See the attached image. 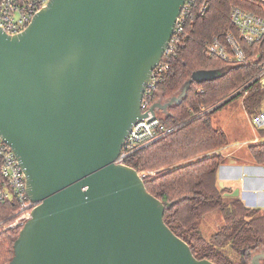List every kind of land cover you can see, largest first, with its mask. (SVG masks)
<instances>
[{
    "label": "water",
    "instance_id": "obj_1",
    "mask_svg": "<svg viewBox=\"0 0 264 264\" xmlns=\"http://www.w3.org/2000/svg\"><path fill=\"white\" fill-rule=\"evenodd\" d=\"M185 4L52 0L23 33L0 29V135L38 205L9 264H214L194 257L166 225V205L117 163L133 126L149 118L146 87ZM191 84L153 105L152 120ZM262 261L264 252L251 264Z\"/></svg>",
    "mask_w": 264,
    "mask_h": 264
},
{
    "label": "trees",
    "instance_id": "obj_2",
    "mask_svg": "<svg viewBox=\"0 0 264 264\" xmlns=\"http://www.w3.org/2000/svg\"><path fill=\"white\" fill-rule=\"evenodd\" d=\"M233 6L264 17L262 0H210L206 14L189 20L183 45L171 58L170 69L150 102L151 106L168 103L192 82L180 103L167 113L157 112L166 128L176 130L135 152L124 163L136 170L147 191L166 205V225L190 247L194 257L214 264H251L254 256L264 252V210L248 208L240 199L225 196L228 190L220 188L217 177L227 161L221 154L172 167L228 145L225 131L213 124L218 110L238 99L244 100L252 117L264 109V84L255 80L264 63V39L254 46L244 45L247 62L242 65L205 53L207 42L235 32L230 18ZM199 72H218L219 77L193 80ZM259 134L264 136V130ZM248 152L255 164L264 165V143L249 146ZM18 211L14 202L0 203V264L12 260L14 242L28 218L17 215ZM214 211L220 212L223 226L206 239L202 223ZM228 248L238 260L226 254Z\"/></svg>",
    "mask_w": 264,
    "mask_h": 264
},
{
    "label": "built area",
    "instance_id": "obj_3",
    "mask_svg": "<svg viewBox=\"0 0 264 264\" xmlns=\"http://www.w3.org/2000/svg\"><path fill=\"white\" fill-rule=\"evenodd\" d=\"M51 1L0 0V29L11 36L23 33L34 17ZM209 5L210 0H186L181 16L177 20L174 36L146 87L142 111L149 113V118L138 121L133 126L117 163L124 164L125 160L135 152L176 130L175 128H166L158 116L152 120L150 102L157 86L163 81L170 69L171 58L183 45L187 34V23L195 15L203 16L206 14ZM230 18L235 32H228L223 38L215 37L207 42L205 53L231 64H246L247 53L244 45L254 46L264 39V17L233 6L230 11ZM255 80L264 81V63L261 65ZM253 123L258 129L264 130V109L253 117ZM10 202H14L19 208L17 215H28L24 225L31 218L32 211L38 206L28 196L26 176L16 154L0 135V203Z\"/></svg>",
    "mask_w": 264,
    "mask_h": 264
},
{
    "label": "rangeland",
    "instance_id": "obj_4",
    "mask_svg": "<svg viewBox=\"0 0 264 264\" xmlns=\"http://www.w3.org/2000/svg\"><path fill=\"white\" fill-rule=\"evenodd\" d=\"M213 124L215 128L225 131L229 138V144L224 148L209 153L208 155L206 154L204 156H199L189 161L179 163L173 166L172 169L184 166L206 156L219 155L223 150L227 149H233L234 152H237L239 149L240 153H243L241 155H245L248 150L247 147L264 143V136L259 134L260 130L254 125L253 117L247 112L243 99H238L218 110L213 117ZM247 155L251 158L249 153H247ZM222 226L223 220L220 212L214 211L209 213L206 215L202 223V232L204 237L206 239L211 238ZM226 254L234 260L239 259L238 255L229 248L226 250Z\"/></svg>",
    "mask_w": 264,
    "mask_h": 264
},
{
    "label": "crops",
    "instance_id": "obj_5",
    "mask_svg": "<svg viewBox=\"0 0 264 264\" xmlns=\"http://www.w3.org/2000/svg\"><path fill=\"white\" fill-rule=\"evenodd\" d=\"M232 150L220 153L227 161L218 171V183L228 190L226 197L238 198L248 208L264 210V165L255 164L247 155L248 150L245 155L239 149ZM235 191L238 196H231Z\"/></svg>",
    "mask_w": 264,
    "mask_h": 264
},
{
    "label": "flooded vegetation",
    "instance_id": "obj_6",
    "mask_svg": "<svg viewBox=\"0 0 264 264\" xmlns=\"http://www.w3.org/2000/svg\"><path fill=\"white\" fill-rule=\"evenodd\" d=\"M162 104H166V103H162Z\"/></svg>",
    "mask_w": 264,
    "mask_h": 264
}]
</instances>
